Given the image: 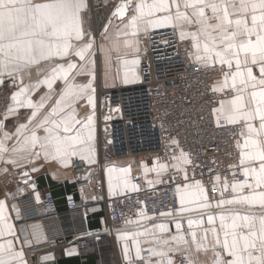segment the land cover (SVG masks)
Returning a JSON list of instances; mask_svg holds the SVG:
<instances>
[{"label":"snow or ice","instance_id":"6c2138e0","mask_svg":"<svg viewBox=\"0 0 264 264\" xmlns=\"http://www.w3.org/2000/svg\"><path fill=\"white\" fill-rule=\"evenodd\" d=\"M129 7L134 8V14L126 27L133 29L132 35L141 27L147 31L149 27L168 24L179 26L181 39L190 37L193 41L197 62L205 67L219 64L223 78L211 90L213 94H224V98L211 111L218 128L239 125L240 138L236 139L238 164L229 166L233 169V179L229 181L217 175L212 184L220 190L214 205L209 190L200 180L177 188L181 215L213 207L219 209L216 213L200 211L198 219L187 217L190 241L182 231L180 220L176 221V234L167 238L157 234V228L160 234L169 231L165 224H159L151 229L126 232L120 239L131 237L140 264H153V258L155 264H175V253L184 255L186 264H197L193 248L196 253L211 252L210 264H264V0H151L150 3L127 0L119 4L113 15L123 18ZM85 8V0H0V84L7 76L13 84L19 81L20 85L11 95L14 104L8 106L5 118L19 108L32 110L25 123L15 126L14 132L7 130L0 120V159L10 156L7 162L12 164L30 163L43 153L45 159L66 163L71 156L85 158L84 154L88 153L87 158L92 162V117L88 116L86 122L77 119L74 104L85 97L92 104L93 89L91 81L74 82L71 73L77 64L71 60L66 65L55 64L42 80L24 84V76L33 66L43 72L40 65L51 64L57 57L74 55L80 61L91 62L93 43L91 33L83 27ZM185 25L194 26L195 31H185ZM84 68L85 64L79 65L78 74H83ZM57 79H62L65 86L50 109L41 115L52 99L51 90ZM40 84L46 85L50 93L34 102L31 92ZM9 141L15 143L9 147ZM173 159L178 161L174 165L177 168L181 161L192 163L183 150ZM166 168L167 165H159L160 170ZM237 169L242 172L243 180L236 179ZM127 184L125 178V187ZM257 208L260 211L253 210ZM204 216L209 227H202ZM143 219L151 218L144 215ZM194 224L201 226L199 233L192 230ZM138 237H145L144 243L152 246L143 249ZM0 238V264H27L23 250L15 247L13 225L5 215L3 201H0ZM123 250L130 264H134L128 244ZM144 251L147 256L142 255Z\"/></svg>","mask_w":264,"mask_h":264},{"label":"built area","instance_id":"2783aa9c","mask_svg":"<svg viewBox=\"0 0 264 264\" xmlns=\"http://www.w3.org/2000/svg\"><path fill=\"white\" fill-rule=\"evenodd\" d=\"M141 43L138 81L97 89L98 153L101 160L125 155L157 156L167 165V173L154 187L115 193L107 198L103 183H98L93 192L83 195L81 189L91 188L92 183L83 177L87 171L83 160H73L71 169L78 196L66 197L65 210L61 211L52 190L42 193L37 215L42 222L54 221L60 236L28 244L24 249L27 264H35L38 254L63 243L71 242L79 249L86 248L87 237H97L103 231L74 229L66 234L61 227L63 215L70 217L77 213L84 217L88 207L103 202L109 218L106 231L112 232L141 211L152 218L162 216L161 213L177 212L179 185L200 180L209 190L211 199L216 201L220 190L212 187L215 177L233 179V169L229 166L239 161L236 139L240 138L237 135L240 126L218 128L211 111L224 96L213 94L211 90L215 78L222 75L220 66L205 67L190 61L191 40H180L173 28L143 34ZM15 87L12 78L8 77L0 84V120L5 119ZM181 150L189 154L192 163L184 170H177L171 163ZM236 172V179L243 180L242 172L239 169ZM33 198V191L26 187L7 199L8 211L15 224H28L34 216L28 213L34 204ZM142 255L148 253L144 251ZM133 262L140 264L139 260ZM175 264H186L185 256L177 255Z\"/></svg>","mask_w":264,"mask_h":264},{"label":"crops","instance_id":"0c3cea01","mask_svg":"<svg viewBox=\"0 0 264 264\" xmlns=\"http://www.w3.org/2000/svg\"><path fill=\"white\" fill-rule=\"evenodd\" d=\"M121 2H127V0H85L87 8L82 10L83 27L91 33L93 43L90 49V63L87 61H80L79 57L74 55L63 59L57 57L51 64L42 63L40 65L43 72L33 66L30 73L24 76V84L27 85L42 80L44 75H46L55 64L64 63L66 65L70 60L75 62L78 67L73 69L71 73V75L75 77L74 82L78 84H87L91 81L93 89L90 93L93 98V103L89 104L86 97L78 99L74 104L75 115L77 119L85 122L88 116L92 117L93 140L91 141L92 152L90 154L92 162L87 158L89 155L88 153L84 154L85 158H82L81 155L71 156L66 163L58 159H45L43 153H41L38 158L32 159L30 163L28 161H19L18 164H12L7 162L10 160V156L0 159V201L4 202L5 215L9 223L13 225V231L15 233L14 243L17 250L22 249L24 252L28 244L36 242L39 239L59 238L60 229H58L57 224L54 221L42 222L39 215H37V206L40 203L42 193L47 189L52 190L57 206L61 211L65 210L66 197L73 196L77 198L78 193L74 184L75 177L71 169L73 160H83L87 169L83 177L87 178L90 183H92L91 188L81 189L80 193L83 195H89L93 192L94 187L98 183H103L104 194L107 198H111L115 193L132 192L141 187H154L167 173L168 167L165 170L159 169V165L162 163L157 156H150L148 154L125 155L101 160L100 154L98 153L96 109V92L98 87L108 89L118 84H133L138 81L139 62L132 64L131 61L140 60L143 49L141 36L143 34L150 33L151 31L173 28L178 38L181 40L180 27L173 26L172 24L163 27H149L147 31H144L141 27L135 35H132L133 29L126 27V25L129 24V20L134 14V8L129 7L123 18H118L117 15H113L115 9ZM134 2H139V0H134ZM146 2L150 3L151 0H146ZM185 31H195V27L185 25ZM125 32H127L128 35H123ZM185 39L191 40L190 37ZM87 40L88 37H85L84 42H87ZM125 41L129 42L128 46L125 45ZM195 51V48L192 47L189 55L190 61L195 64L198 63L203 65L201 62L195 60ZM125 61H128V63H125ZM81 64H85V68L83 74H78L80 72L79 65ZM254 71L258 74V69ZM222 78V75L217 76L212 87L217 82L222 81ZM19 86V81H17L13 92L18 91ZM64 86V81L62 79H57L53 83V89L51 90L52 99L48 100L45 109L41 110V115L48 111L54 104L55 99L58 98ZM49 93L50 90L48 87L44 84H40L38 88L31 92L30 98L34 102H37L42 96H46ZM222 98H224V96ZM10 104H14L11 99L8 106ZM31 111V109L19 108L16 109L13 114L8 115L7 118L4 119L7 130L14 132L15 126L19 123L26 122V118L30 116ZM40 134L43 135V132ZM13 143H15V141H9V147H11ZM179 155L180 154L177 156ZM177 163L178 161L176 160H173L171 163V166L177 170H184L187 165L181 161L179 162L180 166L177 168L174 166ZM33 169L36 170L33 171ZM125 178L128 181L127 187L124 185ZM193 183L194 182L185 184ZM185 184L179 185L178 187L183 188ZM133 186H135V188H133ZM26 187H29L34 194V204L28 209L29 215L34 216L30 219L28 224L17 225L9 214L7 199ZM177 196L179 200L178 192ZM210 200L214 205L215 201L212 200L211 197ZM190 206L195 207V205ZM253 210L260 211L258 208ZM200 211L216 213L219 209L213 207L211 209L194 211L192 213H184L182 215L178 213L177 210V212H167L171 213V215H162L156 218H152L141 211L135 216L127 218L122 228L108 232L106 231L109 223L107 208L103 202H98L96 205L88 207L85 210L84 217L76 213L70 217H68V215H63L61 218V227L66 234L74 229L77 231L85 229L103 230L97 237H87L88 246L86 248L79 249L71 242L63 243L51 251L38 254L35 259V264H130L129 259L125 257L123 250L124 245L128 244L130 256L133 258V261L137 260L135 258V246L132 243L131 237L127 240L120 239L122 234L126 232L134 233L136 231H142L144 228L151 229L159 224H165L169 229L168 233L160 234L158 228L156 232L158 235L163 236V238H167L170 235L176 234V221L180 220L182 231L188 236L190 241L191 238L190 235H188L187 217L192 216L194 219L201 218L199 217ZM144 215L151 219H143ZM202 219L204 221L202 227H209V225H207V217L204 216ZM192 230L199 233L201 231V226L194 224ZM138 239L141 240V247L143 249L152 246L149 243H144L145 237H138ZM0 241H2V238H0ZM177 255L182 254H173L174 261H176ZM192 255L197 261V264H210L211 252L207 254L203 252L196 253L193 248ZM153 264H155V262Z\"/></svg>","mask_w":264,"mask_h":264},{"label":"water","instance_id":"95a60500","mask_svg":"<svg viewBox=\"0 0 264 264\" xmlns=\"http://www.w3.org/2000/svg\"><path fill=\"white\" fill-rule=\"evenodd\" d=\"M121 3H122V2H121ZM125 14H126V12H125ZM117 17H118V18H121V17H120V16H118V15H117Z\"/></svg>","mask_w":264,"mask_h":264},{"label":"rangeland","instance_id":"374dc122","mask_svg":"<svg viewBox=\"0 0 264 264\" xmlns=\"http://www.w3.org/2000/svg\"><path fill=\"white\" fill-rule=\"evenodd\" d=\"M192 42V41H191ZM219 65V64H218ZM124 84V83H123ZM132 84V83H131Z\"/></svg>","mask_w":264,"mask_h":264}]
</instances>
